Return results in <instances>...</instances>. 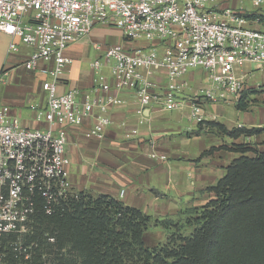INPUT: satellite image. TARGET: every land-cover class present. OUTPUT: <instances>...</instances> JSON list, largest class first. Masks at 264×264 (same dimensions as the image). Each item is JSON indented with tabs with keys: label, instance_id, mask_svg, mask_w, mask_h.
Here are the masks:
<instances>
[{
	"label": "built area",
	"instance_id": "built-area-1",
	"mask_svg": "<svg viewBox=\"0 0 264 264\" xmlns=\"http://www.w3.org/2000/svg\"><path fill=\"white\" fill-rule=\"evenodd\" d=\"M217 0H0V34L17 39L30 49L24 63L34 70L40 62L52 63L51 77L41 83L46 105L30 106L42 129L20 127L10 108L0 107V240L20 235L37 209L51 215L73 195L68 180L67 128L88 125L86 134L103 139L112 125L110 107L119 105L123 91L132 92L138 114L155 105L164 110L180 107L179 96L188 89L184 77L201 69L208 83L191 102V120L204 123L201 98L224 94L237 101L245 90L236 66L264 67V19L249 20L242 11L222 8ZM259 8L264 0H252ZM260 14V13H259ZM262 14V13H261ZM97 25L113 27L128 41L158 42L157 47L97 46L102 60L90 67L94 85L85 94L58 93V76L71 64L67 47L88 35ZM11 42L8 52L17 51ZM107 68L111 83L102 69ZM164 72L162 85L157 75ZM46 73V71H45ZM137 135L132 130L126 138ZM160 160L165 158L160 157ZM123 191L120 192V196ZM0 252V264L3 263Z\"/></svg>",
	"mask_w": 264,
	"mask_h": 264
},
{
	"label": "crops",
	"instance_id": "crops-1",
	"mask_svg": "<svg viewBox=\"0 0 264 264\" xmlns=\"http://www.w3.org/2000/svg\"><path fill=\"white\" fill-rule=\"evenodd\" d=\"M252 26L264 28L262 24ZM94 29L67 47L65 56L71 64L57 77L59 94L69 90L85 94L92 89L94 74L87 55ZM11 42L17 44V51L8 52ZM145 43L161 52L157 41ZM97 46L92 44L96 51ZM29 54L30 49L17 39L0 34V104L10 108L11 116L20 127L42 129L45 125L34 119L30 106L45 107L46 94L41 83L51 78L47 72L53 65L40 62L29 71L24 66ZM256 68L261 73L258 82L247 84L239 77L245 90L257 92L251 96L256 103L247 111H238L236 102L228 94L214 100L201 98L205 122L219 123L227 130L264 129V67ZM103 74L111 83L109 70ZM201 75L200 81L206 83L201 88L203 91L208 83L204 72ZM194 78L192 74L191 82ZM157 79L164 85V72L159 73ZM199 93L198 90L195 93L184 90L178 97L180 107L176 110L152 105L143 110V123H139L137 98L132 92L123 91L117 94L121 103L107 111L112 125L105 129L103 139L86 134L88 123L82 127H68L66 156L68 180L73 191L110 196L125 206L160 219L182 218L187 209L204 205L211 197L205 190L214 187L230 162L240 155L225 148L246 144L264 153V133L231 139L213 129H199L190 118L193 96ZM132 130H136L137 135L126 138ZM211 148L217 151L202 156Z\"/></svg>",
	"mask_w": 264,
	"mask_h": 264
},
{
	"label": "trees",
	"instance_id": "trees-1",
	"mask_svg": "<svg viewBox=\"0 0 264 264\" xmlns=\"http://www.w3.org/2000/svg\"><path fill=\"white\" fill-rule=\"evenodd\" d=\"M246 18L262 21L264 15L252 12ZM256 93L244 90L236 109L247 111ZM197 125L231 139L264 133L227 130L216 122ZM225 150L240 155L205 190L210 199L182 218H153L110 196L74 191L51 215L37 209L25 233L1 238L3 263L264 264V153L246 144Z\"/></svg>",
	"mask_w": 264,
	"mask_h": 264
},
{
	"label": "rangeland",
	"instance_id": "rangeland-1",
	"mask_svg": "<svg viewBox=\"0 0 264 264\" xmlns=\"http://www.w3.org/2000/svg\"><path fill=\"white\" fill-rule=\"evenodd\" d=\"M217 1L223 2L221 5L222 8H225L226 6H228L232 10L242 11L245 14L252 13V12L264 14V4H262L259 8H255L253 7L252 0H217ZM252 27L260 28L256 26H252ZM94 28H95L94 33H93L94 37L91 39V43H90V46L88 47V55H87L88 61H90V63H93L97 59L102 60L103 58V52L94 50L92 47L93 43H96L99 46H103V47L112 45V44H118L124 48L148 47L147 46L148 44H146L145 41L143 40L134 42V41H128L124 39L122 35L120 34V32H118L113 27L97 25ZM2 64L4 65V63ZM256 67L257 66L253 63H241L236 66L235 74L236 76L241 77L244 80H246L247 84H253L254 82H258L261 77V73L257 70ZM102 71L106 73L107 69L103 68ZM201 72L203 73L201 69H195V70L189 71L186 74V76L184 77V80L188 82V89H186V91H189V92L192 91L193 93H195V91L198 90L200 91V93L203 92L201 88L204 87L206 83L204 81L203 82L200 81L201 78L203 77L201 75ZM192 74H194L195 78H194V81L191 82ZM1 106L2 105L0 104V107ZM23 110H26V108H24ZM24 114H25V111H24ZM148 238H149L148 240L150 241L154 240L153 235L149 234Z\"/></svg>",
	"mask_w": 264,
	"mask_h": 264
}]
</instances>
